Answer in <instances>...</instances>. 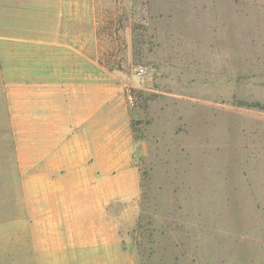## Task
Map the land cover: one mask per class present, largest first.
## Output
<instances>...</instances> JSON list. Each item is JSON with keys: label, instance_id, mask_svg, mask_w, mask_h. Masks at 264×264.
<instances>
[{"label": "rangeland", "instance_id": "374dc122", "mask_svg": "<svg viewBox=\"0 0 264 264\" xmlns=\"http://www.w3.org/2000/svg\"><path fill=\"white\" fill-rule=\"evenodd\" d=\"M53 1L0 8V264L53 183L137 264H264V0Z\"/></svg>", "mask_w": 264, "mask_h": 264}, {"label": "crops", "instance_id": "0c3cea01", "mask_svg": "<svg viewBox=\"0 0 264 264\" xmlns=\"http://www.w3.org/2000/svg\"><path fill=\"white\" fill-rule=\"evenodd\" d=\"M62 1L66 0L53 1L59 12L64 7ZM3 4L11 5L14 11L20 3L0 0V8ZM2 28L14 29L16 25L5 24L0 16ZM19 41L14 36L0 35V44L15 45ZM82 188L66 183H53L48 188L43 194L42 213L29 215L31 233L19 238L20 251L31 253V264H137L131 244L127 241L124 244L120 239L122 223L116 225L109 213L100 212V202L103 209L112 198L98 197L94 202L93 198H85Z\"/></svg>", "mask_w": 264, "mask_h": 264}, {"label": "trees", "instance_id": "16d2710c", "mask_svg": "<svg viewBox=\"0 0 264 264\" xmlns=\"http://www.w3.org/2000/svg\"><path fill=\"white\" fill-rule=\"evenodd\" d=\"M252 107H255L261 111H264V105H262L260 103H256V104L252 105Z\"/></svg>", "mask_w": 264, "mask_h": 264}, {"label": "built area", "instance_id": "2783aa9c", "mask_svg": "<svg viewBox=\"0 0 264 264\" xmlns=\"http://www.w3.org/2000/svg\"><path fill=\"white\" fill-rule=\"evenodd\" d=\"M144 73V70L143 69H140L139 70V74L142 75Z\"/></svg>", "mask_w": 264, "mask_h": 264}]
</instances>
